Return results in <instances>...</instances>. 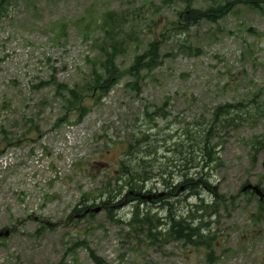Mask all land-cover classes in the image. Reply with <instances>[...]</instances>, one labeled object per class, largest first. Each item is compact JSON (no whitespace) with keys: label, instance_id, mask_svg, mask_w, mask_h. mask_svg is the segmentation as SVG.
<instances>
[{"label":"rangeland","instance_id":"374dc122","mask_svg":"<svg viewBox=\"0 0 264 264\" xmlns=\"http://www.w3.org/2000/svg\"><path fill=\"white\" fill-rule=\"evenodd\" d=\"M5 1L0 230L12 231L0 238V264H95L92 256L105 264H264V208L241 192L246 184L264 190V143L255 155L252 147L264 139V0H257L261 11L247 9L245 0H191L193 9L231 6L216 23L199 20L187 30L173 25L187 0ZM115 11L122 32L136 40L115 60L122 75L106 94L82 101L85 115L75 123L79 111L65 110L56 84L88 81L89 62L99 58L90 47L100 36L94 21ZM152 40L159 43L158 64L129 75ZM237 103L228 117L234 122L214 128L217 160L205 171L195 141L215 108ZM157 108L159 115L152 113ZM141 162L146 180L137 183L141 190L130 189L122 167ZM178 169L205 177L209 189L191 194ZM147 191L159 196L138 197ZM80 203L92 212L70 217ZM135 209L153 216L151 233L159 236L127 223ZM167 216L189 217L204 230L197 233L212 239V261L203 247L169 238Z\"/></svg>","mask_w":264,"mask_h":264},{"label":"trees","instance_id":"16d2710c","mask_svg":"<svg viewBox=\"0 0 264 264\" xmlns=\"http://www.w3.org/2000/svg\"><path fill=\"white\" fill-rule=\"evenodd\" d=\"M245 5L251 9L255 8L257 9V2L255 0H247L244 2ZM259 9V8H258ZM227 10L226 7H222L221 4H218L214 8L209 7L207 10H204L202 12L199 11H191L190 9L186 8L185 12L182 13L180 16V23L183 25V28L186 29L194 24H196L199 20H201L204 17L210 18V20H213L216 18V16L221 15L222 13ZM259 10H262L260 8ZM102 29H103V36L104 39L107 41V43H104L103 41L100 44H95L97 47V50L100 54L98 62L95 64V66L92 69L91 79L89 82H87L85 85L82 86V88L78 89L74 87L73 89H67L65 85H59L60 88L63 89V91L68 92L69 99H65L66 104V110L67 111H79V116L77 120L82 118V116L85 114V108L80 107L81 103L83 101V96L86 94L90 95H100L106 94L107 91L110 89V87L117 81V79L121 76V72L118 70V68L115 65V60L118 56H120L124 51L125 41L121 38V18H114L112 13H107L103 15L102 19ZM128 40H132L133 36H130L128 34ZM156 55H157V47L156 44H150L149 49L143 53L140 56L135 57L134 64L129 67L127 72L131 75L135 74L137 75L140 70L145 69L147 71H151L154 65L156 64ZM95 68V69H94ZM135 83H132V87H135ZM236 108L238 109V105H230L225 104L220 107H217L211 117H210V123H207V126L201 130V135H199L198 140L195 141L194 136H188V133H185L186 139L189 143H193L195 141L196 147L198 149H201L200 152V159L203 161V164L207 161H213V146L211 145L212 138L214 137V128L216 126H222L223 124H229L231 120H228L230 109ZM160 109H155L153 111V114H158ZM146 115L148 113L146 112ZM181 146V144H178ZM257 144L253 143V146ZM181 153V151H180ZM201 160L199 162H201ZM199 162H197L194 165H198ZM144 162H141V164H137L135 167H122L124 170L123 172L126 174L125 183L127 186H129L130 189L141 190V186H137L141 183H143L146 178L143 177L146 173L145 170H143ZM207 167V165H205ZM193 167V166H191ZM195 167V166H194ZM179 172H183L181 176L187 177V170H181L178 169ZM206 178L197 177V180L195 181L194 178H186L183 179L181 183L186 184V189L190 191L191 194H195L197 192L196 189L204 187L205 189H209ZM180 185L174 186L175 188H178ZM137 199V198H136ZM83 210H75L76 213H80ZM110 213V209L108 208V214ZM169 222V230L166 232V235L174 240H184L186 242H193L194 246H200V245H207L204 241H197L195 238H201V236L197 233L198 228L192 226V221H189V217L180 216L179 218H175L174 216H168L167 217ZM153 216H150L149 214H145L144 216L140 217V214L135 211L133 213L131 224H141V225H148V235L149 236H159L161 233L156 232L155 234H151V230L153 229V226L151 225ZM146 223V224H145ZM203 226H206L205 224ZM156 235V236H155ZM93 257V256H92ZM93 259L98 263L100 260L96 257H93Z\"/></svg>","mask_w":264,"mask_h":264},{"label":"bare ground","instance_id":"6f19581e","mask_svg":"<svg viewBox=\"0 0 264 264\" xmlns=\"http://www.w3.org/2000/svg\"><path fill=\"white\" fill-rule=\"evenodd\" d=\"M186 142H188L187 141V139L185 140ZM176 144H181V143H176ZM181 146H184V144H181ZM213 156H214V153H213ZM214 158H215V156H214ZM214 161H216V159H214L213 161H207V164L206 163H204L203 164V166H202V168H205L206 166L205 165H207V169L205 170V171H212V163L214 162ZM201 162H202V160H201ZM187 164H188V161L186 162ZM186 178H188V177H186ZM186 178H184V179H186ZM192 178V177H191ZM203 178H205V177H203ZM197 180V178L195 179V181ZM207 180V179H206ZM206 183H207V185H208V187H210V185L208 184V182L206 181ZM208 190V189H207ZM211 193L212 192H214L213 191V189L211 190V188H210V190H209ZM168 230H169V227H167L166 229H165V231L166 232H168Z\"/></svg>","mask_w":264,"mask_h":264},{"label":"water","instance_id":"95a60500","mask_svg":"<svg viewBox=\"0 0 264 264\" xmlns=\"http://www.w3.org/2000/svg\"><path fill=\"white\" fill-rule=\"evenodd\" d=\"M253 190H255V192L261 197L262 196V193L256 188L254 187Z\"/></svg>","mask_w":264,"mask_h":264}]
</instances>
